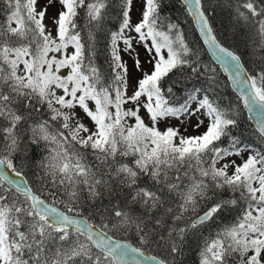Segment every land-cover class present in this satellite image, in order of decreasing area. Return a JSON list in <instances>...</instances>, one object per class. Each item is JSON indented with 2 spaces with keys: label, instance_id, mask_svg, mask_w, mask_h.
Wrapping results in <instances>:
<instances>
[{
  "label": "snow or ice",
  "instance_id": "6c2138e0",
  "mask_svg": "<svg viewBox=\"0 0 264 264\" xmlns=\"http://www.w3.org/2000/svg\"><path fill=\"white\" fill-rule=\"evenodd\" d=\"M176 3L0 0V264H264V0Z\"/></svg>",
  "mask_w": 264,
  "mask_h": 264
},
{
  "label": "trees",
  "instance_id": "16d2710c",
  "mask_svg": "<svg viewBox=\"0 0 264 264\" xmlns=\"http://www.w3.org/2000/svg\"><path fill=\"white\" fill-rule=\"evenodd\" d=\"M180 7H181L180 4L176 3V0H171V6L169 8H167V9H165V11L169 15H172L173 17H178L184 23V27H185L186 31L188 32L189 39H192L193 38L192 37V30L194 28V25H192L189 21H187L185 19V15L182 13V11L179 10ZM221 21H223L225 24L227 23L225 17L224 16H220V17H218V21H217L218 27H221ZM222 35L225 36V41L224 42L226 44L235 46L236 42L231 37V30H228L227 32H224L223 29H222ZM102 59H103V54H101V60ZM218 71H219V68H218ZM219 78L221 79L222 83H224L226 81V76L224 75L223 72H219ZM225 91L228 93V95H230V96H232L234 98L235 94L231 92L230 88L225 89ZM245 115H247V113Z\"/></svg>",
  "mask_w": 264,
  "mask_h": 264
},
{
  "label": "rangeland",
  "instance_id": "374dc122",
  "mask_svg": "<svg viewBox=\"0 0 264 264\" xmlns=\"http://www.w3.org/2000/svg\"><path fill=\"white\" fill-rule=\"evenodd\" d=\"M40 3L43 4L44 3V0H40ZM55 12V9H50L49 13H48V16L51 17L53 15V13ZM138 5L134 8L133 10V19L135 20L137 17H138ZM48 22L50 23V19L48 20ZM141 57L143 58L144 57V53L143 51L141 50ZM88 121L85 120V123H87ZM161 127H163V125H161ZM189 134H192V129L191 127L189 128Z\"/></svg>",
  "mask_w": 264,
  "mask_h": 264
},
{
  "label": "water",
  "instance_id": "95a60500",
  "mask_svg": "<svg viewBox=\"0 0 264 264\" xmlns=\"http://www.w3.org/2000/svg\"><path fill=\"white\" fill-rule=\"evenodd\" d=\"M224 75L226 76V74L224 73Z\"/></svg>",
  "mask_w": 264,
  "mask_h": 264
}]
</instances>
